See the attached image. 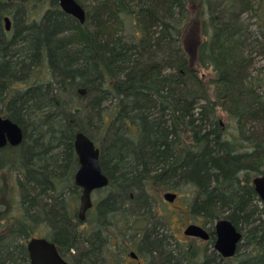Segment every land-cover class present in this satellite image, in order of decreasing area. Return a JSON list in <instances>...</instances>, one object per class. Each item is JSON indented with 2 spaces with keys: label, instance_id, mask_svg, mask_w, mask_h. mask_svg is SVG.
<instances>
[{
  "label": "rangeland",
  "instance_id": "374dc122",
  "mask_svg": "<svg viewBox=\"0 0 264 264\" xmlns=\"http://www.w3.org/2000/svg\"><path fill=\"white\" fill-rule=\"evenodd\" d=\"M74 1L83 22L57 0H0V118L22 133L18 144L0 147V211L14 206L21 175L47 180L55 169L59 187H38L37 202L56 199L65 222L70 206H80L78 158L67 147L81 132L99 150L107 185L92 192L96 208L66 239L65 260L120 264L133 239L143 252L154 243L149 264L159 253L158 264H264V203L252 188L264 176V0ZM182 51H196L197 71ZM200 161L227 197L206 227L244 211L243 238L226 260L211 244L187 256L192 241L181 231L193 218L185 200L196 191L189 174ZM166 193L178 200L166 202ZM136 215L147 232L129 230ZM28 220L37 233L0 237L1 260L30 264L25 240L56 230L39 214Z\"/></svg>",
  "mask_w": 264,
  "mask_h": 264
},
{
  "label": "trees",
  "instance_id": "16d2710c",
  "mask_svg": "<svg viewBox=\"0 0 264 264\" xmlns=\"http://www.w3.org/2000/svg\"><path fill=\"white\" fill-rule=\"evenodd\" d=\"M187 1V0H186ZM188 11V10H187ZM197 17H202V7L198 5L197 7ZM188 13V12H186ZM187 18V16H186ZM186 20V19H185ZM184 46V44H183ZM183 50V49H182ZM197 51V49H196ZM196 51L194 52L193 58L187 54V52L182 51L184 58L190 57V59H186V63H188V67L194 71L198 70V66L196 63ZM185 63V62H184ZM36 77L35 79H37ZM114 88L118 90L117 80L115 81ZM134 134V133H133ZM185 146V144H184ZM258 147V146H256ZM261 147V146H260ZM67 153L70 155V149L73 148V141H71L67 147ZM186 148V146H185ZM142 150L138 151L141 154ZM71 163L75 164V159L70 160ZM68 163L66 162L57 168L59 171L62 168H67ZM174 168V167H173ZM172 168V169H173ZM180 168V166H175V169ZM171 169V170H172ZM220 169V168H218ZM58 172V171H57ZM208 166L200 161V163L194 165L191 168V173L189 174V183L194 185L196 191L193 194V199L190 204L191 211L193 216L201 217L205 222L213 223V219L216 218L213 215V212L216 210L217 206H225L227 205V197L225 195V190L222 189L219 184L215 186H211L208 183L207 177L209 176ZM31 175V174H30ZM29 174L21 175V179L16 183V192L17 198L14 206H2L0 211V237H4L10 235L15 232H23L28 236H32L37 233L36 228H34L28 220L29 214H39L40 216L50 220L55 224L56 230L53 233L42 234L44 237L51 238V240L57 245L59 249L69 248V245L66 243V239L70 237H74L77 234L76 228L73 223H70L68 218L65 222L60 223L58 220L60 216H58V206L56 203V199H44V201L37 202L38 196V187H43L46 183L49 185V191L55 190L59 187L57 184L58 173H56L55 169H51L48 172L49 179L41 178L42 180H37L32 182ZM2 179V178H0ZM1 184V181H0ZM2 185V184H1ZM2 199V198H1ZM242 206V205H241ZM239 206L234 210H231V213L225 217V219L229 220L234 227L238 229V218L244 214L243 208ZM61 220V219H60ZM262 236L253 237L252 240H261ZM264 243V240L262 241ZM154 243L152 242V246ZM197 253L199 251L190 249L187 251V256L189 260H193L196 258ZM201 254V253H200ZM161 254H155L154 257L160 256ZM162 256V255H161ZM198 258V257H197ZM16 260L7 259L1 260L0 264H14ZM20 264V263H19ZM22 264V263H21ZM27 264V263H25Z\"/></svg>",
  "mask_w": 264,
  "mask_h": 264
},
{
  "label": "water",
  "instance_id": "95a60500",
  "mask_svg": "<svg viewBox=\"0 0 264 264\" xmlns=\"http://www.w3.org/2000/svg\"><path fill=\"white\" fill-rule=\"evenodd\" d=\"M63 13L83 22L84 15L82 8L74 0H57ZM4 26L9 27V20H4ZM20 128L11 121L0 118V147L6 142L13 145L21 140ZM73 147L78 158L79 168L74 176L75 185L81 189L80 197V218L91 207V193L107 185V178L102 174L99 165V150L90 139L79 132L73 140ZM252 187L264 203V176L255 177L252 180ZM175 194L166 193L163 199L166 202H173ZM215 229V250L223 259L234 256L237 245L242 239V234L237 231L234 225L227 219L219 220L214 225ZM184 234L189 237H196L202 240L208 239V234L201 227L191 225L186 228ZM27 253L30 264H68L57 253L53 243L42 238H32L27 243Z\"/></svg>",
  "mask_w": 264,
  "mask_h": 264
},
{
  "label": "flooded vegetation",
  "instance_id": "af4514ba",
  "mask_svg": "<svg viewBox=\"0 0 264 264\" xmlns=\"http://www.w3.org/2000/svg\"><path fill=\"white\" fill-rule=\"evenodd\" d=\"M6 18H4L5 20ZM4 20H3V23H4ZM5 28V26H4ZM6 31H9V27L6 29ZM75 184V183H74ZM253 188V187H252ZM100 190V189H98ZM96 191V190H95ZM254 191V189H253ZM92 194V193H91ZM176 195V198L174 199L173 202H171V204H174V202L176 200H178V195ZM91 198V196H90ZM192 199H193V195H191L190 197H188L185 201H186V205L188 207V210H189V213L190 215L192 216L193 220L190 221L189 223H186L184 225V228L182 229L181 233L182 235L185 237V238H188L192 241V243L187 247H186V251L190 250V249H194V250H197L199 251V253H197L196 255V258L200 256V253L202 251V248H201V245L202 244H211L213 249H214V253L221 257L220 254L215 250V240H216V235H215V229H214V226H210V227H206L207 224H210L209 222H205L201 217L199 216H193L192 214V211H191V202H192ZM169 203V202H168ZM166 203V204H168ZM72 207V210H71V214L68 218L69 222L70 223H73V225L75 226L76 230H77V226L81 225V224H84L86 222V215L91 213L92 210L94 208H96L94 206V203L92 202V199H91V207L88 211H86L84 213V215L82 216V218H80V214H79V208L80 206H78V209L76 208V206H70ZM69 207V208H70ZM131 227L129 230H132L135 229L134 233H138V234H143V232H147L148 231V227H147V220L145 219L144 215H141V216H134L132 219H131ZM191 225H195V226H198V227H201L202 229H204L206 231V233L208 234V239L207 240H202L200 238H196V237H189V236H186L184 234L185 230L187 227L191 226ZM238 232H240L239 230H237ZM84 232H86V229L84 230ZM241 233V232H240ZM39 239H46L48 242H51L54 244L56 250H57V253L59 254V256L68 264H71L70 262H68L67 260H65V257H64V254L62 253V249H59L57 247V245L51 240V238H47V237H44V236H40L38 237ZM242 238H243V235H242ZM32 239V238H31ZM31 239H26L25 240V243L22 245L23 249L27 252V243L29 240ZM242 240V239H241ZM240 240V241H241ZM190 241V242H191ZM195 241V242H194ZM198 242V243H197ZM152 242L149 243L148 245V248L143 252V251H140V250H136V246H135V240L132 239V241L130 240H127V243L125 244V248H123V250L121 251L122 255H123V263H120V264H149V261L146 263L145 262V259L146 261L148 260V258H151V255L149 256V251L152 249ZM162 255V254H161ZM158 257V256H157ZM155 258V257H154ZM154 258L153 260L150 259V263L152 264H158L162 261L163 259V255H162V259L159 261V262H155L154 261ZM222 258V257H221ZM223 259V258H222ZM226 260V259H224Z\"/></svg>",
  "mask_w": 264,
  "mask_h": 264
}]
</instances>
